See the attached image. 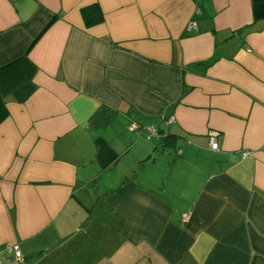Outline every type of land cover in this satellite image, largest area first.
<instances>
[{"label":"crops","instance_id":"crops-1","mask_svg":"<svg viewBox=\"0 0 264 264\" xmlns=\"http://www.w3.org/2000/svg\"><path fill=\"white\" fill-rule=\"evenodd\" d=\"M0 95L1 264H264V0H0Z\"/></svg>","mask_w":264,"mask_h":264},{"label":"trees","instance_id":"trees-1","mask_svg":"<svg viewBox=\"0 0 264 264\" xmlns=\"http://www.w3.org/2000/svg\"><path fill=\"white\" fill-rule=\"evenodd\" d=\"M81 16L86 27L102 22V12L97 4H92L81 9ZM8 116L6 104L0 95V123Z\"/></svg>","mask_w":264,"mask_h":264},{"label":"built area","instance_id":"built-area-1","mask_svg":"<svg viewBox=\"0 0 264 264\" xmlns=\"http://www.w3.org/2000/svg\"><path fill=\"white\" fill-rule=\"evenodd\" d=\"M189 26H195V22H190ZM150 134L156 136V132L154 131V129H151ZM209 143L211 149L216 150L218 148L217 140L214 137H210ZM4 250L11 253L10 259L8 260V264L26 263L18 245L8 244L5 246ZM0 264H1V259H0Z\"/></svg>","mask_w":264,"mask_h":264}]
</instances>
